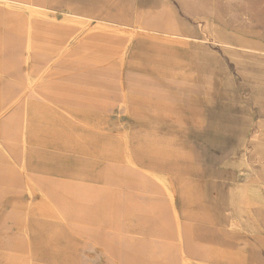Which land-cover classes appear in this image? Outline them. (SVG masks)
I'll return each instance as SVG.
<instances>
[{
	"label": "crops",
	"instance_id": "crops-1",
	"mask_svg": "<svg viewBox=\"0 0 264 264\" xmlns=\"http://www.w3.org/2000/svg\"><path fill=\"white\" fill-rule=\"evenodd\" d=\"M41 1L0 7L24 43L38 21L49 69L0 89L27 97L0 119V180L36 260L264 264V0Z\"/></svg>",
	"mask_w": 264,
	"mask_h": 264
},
{
	"label": "bare ground",
	"instance_id": "bare-ground-1",
	"mask_svg": "<svg viewBox=\"0 0 264 264\" xmlns=\"http://www.w3.org/2000/svg\"><path fill=\"white\" fill-rule=\"evenodd\" d=\"M6 4L1 5L2 8L17 9L10 5L15 3L19 5L21 9H30L32 13H40L37 10L42 8L41 0H5ZM35 18V17H34ZM39 20V18H37ZM38 21H31V26L27 32L25 38L26 42L23 41V35L19 32H6L0 31V89L7 87L22 88V73L25 71L27 73L39 74L41 78L45 72L49 69L43 64L39 63L40 55L39 50L43 49L45 43H33L38 39V35L33 29L36 28ZM35 62V67H30L29 62ZM41 80L34 79L29 80L24 85L27 90L39 86ZM7 98H11L14 103H16L18 109L22 103V95H0V104L4 103ZM17 101L15 102V100ZM1 153V152H0ZM3 157L0 154V158ZM1 170V169H0ZM6 171V170H5ZM3 173H0V175ZM5 184L0 180V205L14 204L18 200L24 199V193L20 191H13L11 189H6ZM3 186V187H2ZM14 208L13 206H11ZM16 209V208H15ZM32 227L28 225V232L32 231ZM6 233L1 231L0 233V264H33V256L30 250V241L27 240L26 234L24 238H18L15 240L14 236L11 237V241L5 240ZM187 261V260H186Z\"/></svg>",
	"mask_w": 264,
	"mask_h": 264
},
{
	"label": "rangeland",
	"instance_id": "rangeland-1",
	"mask_svg": "<svg viewBox=\"0 0 264 264\" xmlns=\"http://www.w3.org/2000/svg\"><path fill=\"white\" fill-rule=\"evenodd\" d=\"M0 4L1 5L6 4L5 0H0ZM10 5H12L13 7H16L17 8L16 11H18V12H23L24 11L23 9L18 7L19 5L15 4V3H11ZM26 98L27 97L22 95V99H26ZM10 99L11 98H7L4 101V103L0 104V119L4 118L9 110H14L15 108H17L16 103H14ZM16 101H17V99L15 100V102ZM4 121H6V119ZM252 143L255 144V146H254L255 151H259V152L264 153V127L256 129V132H255V134L253 136ZM256 162H258V161H256ZM251 167H253V165ZM24 197H25V195H24ZM33 200H34L33 199V193H31L30 196H29V199H27L26 201L21 203L22 211L24 213V220H26V218L28 219L30 216H34V215H36V213H38V209L35 206L36 204L34 203ZM14 211H17V213H18V210L15 209V208H12L10 204L0 205V233H1V231H5L6 235L4 237H5V240L8 241V242L11 241V237H12L8 233L9 230L10 231L19 230V229L20 230H26L25 234H26V236L28 235L27 234L28 233V224L24 225L21 222V223H18L16 225H14V227L12 226L13 229H10V226L6 224L7 222H6L5 218L9 214L14 212ZM61 215H62L63 219L68 220V218L66 217L67 215L65 213H62ZM68 226H70V224H68ZM32 256H33V261H32L33 264H44L43 262H41L39 260H36V257H35V255L33 253H32ZM184 263L185 264H191L192 262L190 260H187Z\"/></svg>",
	"mask_w": 264,
	"mask_h": 264
}]
</instances>
